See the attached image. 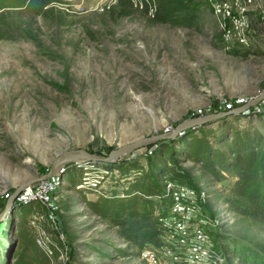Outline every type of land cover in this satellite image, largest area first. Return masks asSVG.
Segmentation results:
<instances>
[{
    "label": "rangeland",
    "instance_id": "1",
    "mask_svg": "<svg viewBox=\"0 0 264 264\" xmlns=\"http://www.w3.org/2000/svg\"><path fill=\"white\" fill-rule=\"evenodd\" d=\"M227 1L232 16L244 22L246 42L238 40L231 18L226 20L231 33L225 34L208 0H192L194 18L181 26L154 23L139 10L114 21L106 10L116 0H63L56 6L71 15L70 26L56 28L55 19L46 24L37 17L31 22L42 28L38 43L0 41V250L3 243L17 249L16 223L22 214L37 238L30 224L37 212L54 242L48 264H150L142 249L126 242L117 227L88 206V200L99 198L98 191L86 196L76 188L88 173L86 177L101 181L102 197L122 193L147 158L167 167V178L181 174L174 180L202 192L200 210L219 220L211 229L214 244H220V235L230 244L264 243L260 226L223 200L229 179L215 181L188 157V142L193 153L198 138L216 142L206 149L215 152L234 128L263 130L257 115L264 112V0ZM86 25L96 31V38L85 32ZM206 116L212 117L111 162L68 163L60 173L66 183L57 190L60 208L54 211L55 220L38 202H14L7 209L9 196L46 174L66 150L107 157ZM165 146L172 149L169 155L162 153ZM90 184L85 188L94 189ZM119 249H126L127 255ZM223 257L238 264L227 254Z\"/></svg>",
    "mask_w": 264,
    "mask_h": 264
},
{
    "label": "trees",
    "instance_id": "2",
    "mask_svg": "<svg viewBox=\"0 0 264 264\" xmlns=\"http://www.w3.org/2000/svg\"><path fill=\"white\" fill-rule=\"evenodd\" d=\"M142 2L145 5L144 9H138L133 0H116L113 6L107 8L106 14L116 21L131 17L139 10L148 15L154 23L174 26L190 24L194 18L192 0H142ZM61 3H64L63 0H0V41L25 40L38 43L42 28L31 22L37 17H41L46 24L55 19L56 28L70 26L73 23L71 15L56 6ZM150 7L153 8L152 13L149 12ZM184 11L187 13L182 14ZM84 27L88 35L96 38V31L87 25ZM257 117L260 118L263 130L253 127L234 128L228 135L227 142L223 144V149L216 145L215 147L219 149L215 152H207L206 149L216 142L209 143L206 138H198L200 143L194 147L193 153L189 147L191 142H188V157L200 164L206 174L215 181L223 182L229 179L230 182L226 184L228 196L223 197V200L230 210L253 220L264 232V112L259 113ZM216 141L220 143L219 138ZM160 143L166 144L165 141ZM163 150L162 153L167 155L172 151L168 146ZM194 153L196 156H193ZM157 160L147 158L143 167L133 175L135 182L124 192H115L107 197H102L100 192L97 200H88L87 203L94 212L117 227L126 242L142 250L148 246L162 245L160 217L164 215L169 200L162 189L159 176H167L169 171L167 167L160 166ZM180 176L181 174H177L172 177L176 179ZM24 208L20 206L18 209ZM25 219L27 216L22 214L16 223L17 249L15 251L9 249L3 243L5 248L0 250V264L49 263L47 253L38 245L36 238L25 225ZM220 238L222 241L215 244V248L222 258L223 254H227L238 264H264V243L248 247L225 242L227 236L224 235H220ZM119 251L123 255L128 253L126 249ZM208 264L232 262L227 263L225 259L220 262L213 258Z\"/></svg>",
    "mask_w": 264,
    "mask_h": 264
},
{
    "label": "built area",
    "instance_id": "3",
    "mask_svg": "<svg viewBox=\"0 0 264 264\" xmlns=\"http://www.w3.org/2000/svg\"><path fill=\"white\" fill-rule=\"evenodd\" d=\"M133 2L136 8L144 9L145 5L142 0H133ZM208 3L225 34L230 35L231 33V27H228L226 23V20L231 18L232 21H230L236 28L238 40L246 42L243 34L244 22L241 18L232 16L231 3L227 0H208ZM149 12H153L152 7ZM87 174H84L83 183L77 185L76 188L86 196L94 194V191H98L99 194L101 181H95L97 177L95 180L90 179L86 177ZM101 175L100 177H102ZM159 177H162L160 182L163 183L162 187L169 201L164 215L160 217L162 245L146 247L143 250L146 259L150 264H208L213 258L222 262L224 258L217 253L211 235V229L217 228L219 220L216 217L207 216L200 210L199 201L204 200L202 192H197L193 187L167 178L165 175ZM91 181L95 184H90ZM63 182L66 183L60 175L41 180L21 191L15 199V203L25 205L38 202L52 213L55 220L54 211L60 208L57 190ZM84 184L88 186L90 184L94 189L85 188ZM30 224L37 231L38 245L47 253L48 257H51L54 254L52 250L54 242L42 227L37 212L32 215Z\"/></svg>",
    "mask_w": 264,
    "mask_h": 264
},
{
    "label": "water",
    "instance_id": "4",
    "mask_svg": "<svg viewBox=\"0 0 264 264\" xmlns=\"http://www.w3.org/2000/svg\"><path fill=\"white\" fill-rule=\"evenodd\" d=\"M261 98V96H258L254 99L249 100L245 105H243L241 108H239L238 111H234V112H239L240 110H243L245 108H247L250 104L255 103L257 100H259ZM225 114V113H223ZM208 117H212V116H208ZM206 117H202V118H194V119H190L184 122H181L180 124H178L175 128V130H173L171 133H164V134H159V135H155L149 138H145L142 140H138L136 142H133L129 145H126L122 148L113 150L109 156L105 157V156H99L96 154H89L84 150H66L64 152H62L54 161L52 164V167L49 169V171L41 176L35 177L31 180H28L27 182L21 184L8 198L7 200V209H9L13 203L15 202V199L17 198L18 194L23 191L25 188L41 181L44 179H48V178H52L55 177L57 175H60L62 169L71 162H75L78 160H94V161H104V162H111L114 159L121 157L129 152L135 151L137 149H139L140 147L155 143L159 140H163L166 138H170L173 137L175 135V133L182 129L183 127L190 125V124H195L198 123L199 121H204L207 120L208 118ZM3 217H5L6 215V211L5 213L2 214Z\"/></svg>",
    "mask_w": 264,
    "mask_h": 264
}]
</instances>
